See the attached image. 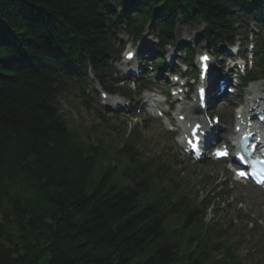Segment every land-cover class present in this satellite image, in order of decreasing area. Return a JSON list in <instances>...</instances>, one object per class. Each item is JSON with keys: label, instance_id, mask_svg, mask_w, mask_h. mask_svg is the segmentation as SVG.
Listing matches in <instances>:
<instances>
[{"label": "trees", "instance_id": "16d2710c", "mask_svg": "<svg viewBox=\"0 0 264 264\" xmlns=\"http://www.w3.org/2000/svg\"><path fill=\"white\" fill-rule=\"evenodd\" d=\"M139 1L122 25L109 0H0V264H240L205 224L209 201L181 193L136 133L99 139L61 102L73 88L86 107L89 68L112 90V37L123 26L154 14L162 38L180 18L205 23L209 40L229 37L236 19L264 21V0ZM58 48L59 62L44 54Z\"/></svg>", "mask_w": 264, "mask_h": 264}, {"label": "rangeland", "instance_id": "374dc122", "mask_svg": "<svg viewBox=\"0 0 264 264\" xmlns=\"http://www.w3.org/2000/svg\"><path fill=\"white\" fill-rule=\"evenodd\" d=\"M180 30L181 33L188 31L190 34L188 39L194 43L203 27L194 26L192 29L181 28ZM133 37L135 36L126 35L120 36L119 39L124 40L125 45H128ZM192 50L196 51V54L199 51L197 46H194ZM118 59L120 57L115 58V60ZM92 96L96 101L99 99V96L96 97L93 94ZM63 107L78 123H81L82 119L87 125L95 123L93 113L82 109V114L79 115L66 105ZM233 112L232 109H225L221 112L226 124L232 120ZM120 125L121 130H135L136 128L142 130L143 153L151 157H163L172 165L175 163L172 174L184 171V178L187 181L185 192L195 196L198 193L201 197L207 195L211 198L215 197V204H212L208 211V223L216 224L220 230L224 231L222 237L224 244L233 249L234 254L241 260V264H264V198L249 195L250 189H254L252 186L234 184L232 175L226 172L224 165L207 163L192 165L189 163L181 151L175 147L171 136L165 132V127L159 121L149 123L142 115L138 116L137 112L134 120Z\"/></svg>", "mask_w": 264, "mask_h": 264}, {"label": "bare ground", "instance_id": "6f19581e", "mask_svg": "<svg viewBox=\"0 0 264 264\" xmlns=\"http://www.w3.org/2000/svg\"><path fill=\"white\" fill-rule=\"evenodd\" d=\"M121 29H125V27L123 26ZM118 30L119 31H125L127 33V35H128L127 30H120V29H118ZM132 36H134V35H132ZM133 38L130 39L131 42H129V44L126 45V47L128 48L126 54L130 53V51H132L134 49V45L133 44H134L135 37H133ZM61 52H62V50H60L58 48L56 51H48L47 53H44V54L45 55L47 54V56H49L48 57L49 60H52L53 59L54 61L59 62L60 61L59 56L58 57L57 56H54V54H52V53H61ZM263 88H264V86H263ZM256 89L257 88H254L253 91H256ZM261 93H264V90L261 91ZM261 93L259 92V94H255L254 95V97H253L254 103H256V101L259 100L260 96L263 95ZM89 94H91V92H89ZM145 102L146 103L142 107H140L141 114H142V116H144L146 118V120H149L151 122L153 120V119H151L152 118L151 113L153 112V109L154 108H158L156 111H154L155 114H158V112L160 111V108H162V105L163 104L160 101H157L156 99H154V97H152V96L146 98ZM108 104L114 105L116 103H114V101L112 99H110L109 101H107V105ZM254 105H255V107L258 108V106L256 104H254ZM192 110L195 113H198V111L195 108L192 109ZM179 111H180V115H186V116H188V111H187L186 108L182 107V108L179 109ZM177 116L179 117V114ZM198 119L199 118H197V122H198ZM228 133H229V130L226 131L225 133H223L222 135H224V134L227 135ZM232 135L233 134H231L230 136H232ZM219 138H222V137L219 136ZM249 192H250L249 195H251V196H255V197H263L264 196V190H261V189H257V188L256 189H250Z\"/></svg>", "mask_w": 264, "mask_h": 264}, {"label": "snow or ice", "instance_id": "6c2138e0", "mask_svg": "<svg viewBox=\"0 0 264 264\" xmlns=\"http://www.w3.org/2000/svg\"><path fill=\"white\" fill-rule=\"evenodd\" d=\"M129 58H131V54H129ZM204 60H207V57H203ZM239 175L244 176V172H240ZM261 183H264V181H261Z\"/></svg>", "mask_w": 264, "mask_h": 264}]
</instances>
